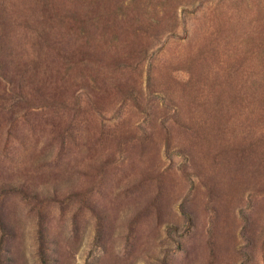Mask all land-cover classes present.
<instances>
[{"label":"rangeland","instance_id":"obj_1","mask_svg":"<svg viewBox=\"0 0 264 264\" xmlns=\"http://www.w3.org/2000/svg\"><path fill=\"white\" fill-rule=\"evenodd\" d=\"M0 214L10 264H264V0H0Z\"/></svg>","mask_w":264,"mask_h":264},{"label":"trees","instance_id":"obj_2","mask_svg":"<svg viewBox=\"0 0 264 264\" xmlns=\"http://www.w3.org/2000/svg\"><path fill=\"white\" fill-rule=\"evenodd\" d=\"M90 209H92L93 211V214L95 215L96 217V224L98 227H101V224H102V217H101V214L100 212L93 208V207H90ZM0 229L2 231L1 233V236H0V246L2 245L3 241H4V238H5V234H7V232L9 231V228L7 227V225L5 224V222L3 221L2 217H1V214H0ZM38 239H39V246H38V253L42 259V263H46L44 260H43V257H44V251H43V247H44V243H43V232L42 230L40 229L38 231ZM0 264H10L9 263V259L6 257V258H2L0 256Z\"/></svg>","mask_w":264,"mask_h":264}]
</instances>
